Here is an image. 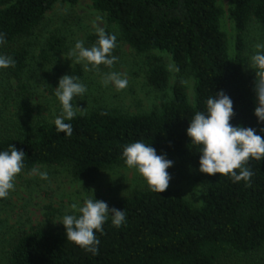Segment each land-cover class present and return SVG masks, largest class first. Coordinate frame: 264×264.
Returning <instances> with one entry per match:
<instances>
[{
  "label": "trees",
  "instance_id": "obj_1",
  "mask_svg": "<svg viewBox=\"0 0 264 264\" xmlns=\"http://www.w3.org/2000/svg\"><path fill=\"white\" fill-rule=\"evenodd\" d=\"M58 1L73 5L81 0H0V32L6 39L0 55L15 60V66L6 70L20 81L19 109L25 118L15 134L0 135V150L11 144L22 150V171L38 165H67L75 178L92 182L101 171L124 164L125 145L143 141L173 161L167 169L171 180L162 193L149 187L134 190L111 207L125 211L126 223L115 228L109 219L104 224L103 234L96 233L100 241L97 255L69 241L63 226H42L17 235L5 264H218L227 257L264 250V159L249 160L253 175L247 184L233 182L226 175L204 174L206 196L199 207L172 186L184 175L182 167H174V159L198 167L199 148L189 141L186 129L216 92L223 90L233 101L231 124L256 128L264 137V123L258 124L253 115L254 87L259 80L245 70L246 32L251 23L264 26V0H230L233 59L220 27L223 11L216 0H91L136 52L169 53L178 77L171 98L159 108L126 114L99 107L70 121L71 137L58 133L53 122L32 120L31 94L21 81L29 51L18 41L30 36ZM97 39V34L89 37L93 44ZM47 45L58 52L61 44L52 38ZM118 51L116 40L112 55ZM43 54L47 58L48 51ZM186 74L194 78L193 103L183 82ZM147 81L158 91L168 87V71L160 58L150 66ZM52 218L53 210L48 207L46 221Z\"/></svg>",
  "mask_w": 264,
  "mask_h": 264
},
{
  "label": "rangeland",
  "instance_id": "obj_2",
  "mask_svg": "<svg viewBox=\"0 0 264 264\" xmlns=\"http://www.w3.org/2000/svg\"><path fill=\"white\" fill-rule=\"evenodd\" d=\"M223 13L220 19L221 30L226 34L230 58H234L235 29L229 16L230 0H216ZM99 30L115 34L119 51L114 55L115 63L111 67L100 65L98 69L85 70L83 63H76L71 55L78 40L85 47L94 44L89 37ZM60 42L58 52L48 49V41ZM29 51L26 67L22 73V82L28 85L31 98L32 120L53 122L61 113V107L54 90L63 75L77 77L86 85L84 96L74 97V106L88 113L99 107L118 110L126 114L146 113L159 108L163 101L172 96V85L178 77V71L166 51L150 50L136 52L126 43L119 27L107 19V15L95 9L91 0H81L76 4L58 1L45 13L41 23L32 34L18 41ZM264 44V26L251 23L246 32L245 70L264 79V70L255 68L250 57L257 51L256 45ZM48 51L47 58L43 52ZM50 51V52H49ZM160 58L168 71V87L158 91L147 81L150 66ZM115 71L127 79V87L116 90L105 87L102 77ZM6 69L0 70V135L15 134L25 120L20 109L18 83ZM190 103L194 102V78L183 75ZM175 168H183L184 175L177 177L172 186L192 205L199 207L205 202L203 173L198 167L174 159ZM148 188L140 174L125 164L116 165L101 171L94 181L86 182L75 178L67 165H38L32 170L21 171L15 178V188L5 199H0V264L6 263L10 245L20 232L31 231L39 227L58 229L65 214H71L70 205L83 203L91 197L104 201L111 208L120 198L129 196L134 190ZM48 207L53 210L52 221H46ZM218 264H264V250L252 254L231 256Z\"/></svg>",
  "mask_w": 264,
  "mask_h": 264
},
{
  "label": "clouds",
  "instance_id": "obj_3",
  "mask_svg": "<svg viewBox=\"0 0 264 264\" xmlns=\"http://www.w3.org/2000/svg\"><path fill=\"white\" fill-rule=\"evenodd\" d=\"M97 41L91 47H85L84 41L78 40L71 53L76 63H83L85 70L98 69L100 65L111 67L116 57L112 55L116 47V35L103 30L97 32ZM6 42L5 34L0 32V45ZM257 51L250 57L252 65L264 70V44L256 45ZM15 66V60L10 56L0 55V70ZM101 83L116 90L127 87L128 81L115 71L106 73ZM54 93L59 101L61 113L55 117L53 124L58 133L71 137L73 127L71 120L77 115H84V110L78 108L74 97H82L87 87L72 75L59 78ZM256 104L253 115L257 123H264V79L255 84ZM234 115L233 101L223 90L207 98L205 111H197L186 129L189 141L198 146V171L209 176L213 174L226 175L233 182H250L253 172L247 166L250 159H264V137L257 134V129L242 127L230 123ZM264 131V129H261ZM124 164L135 169L147 186L157 193L164 192L171 180L167 171L173 161L158 155L155 148L143 141L131 142L122 151ZM25 153L17 150L12 144L7 150H0V199L8 197L15 188V178L24 168ZM239 170L238 172L236 170ZM71 214L63 215L58 221L64 228V235L75 245L92 255L98 254L100 243L96 233L103 234L104 224L111 221L115 228L126 223L125 211L109 208L108 204L91 197L83 203L74 202L70 205Z\"/></svg>",
  "mask_w": 264,
  "mask_h": 264
}]
</instances>
